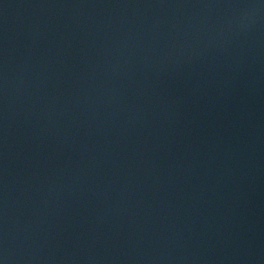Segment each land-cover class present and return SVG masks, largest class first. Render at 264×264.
Returning <instances> with one entry per match:
<instances>
[{
  "label": "water",
  "instance_id": "water-1",
  "mask_svg": "<svg viewBox=\"0 0 264 264\" xmlns=\"http://www.w3.org/2000/svg\"><path fill=\"white\" fill-rule=\"evenodd\" d=\"M0 264H264V0H0Z\"/></svg>",
  "mask_w": 264,
  "mask_h": 264
}]
</instances>
